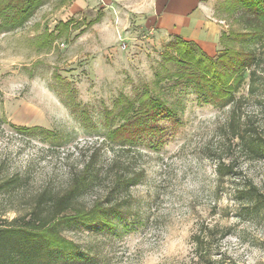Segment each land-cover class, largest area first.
<instances>
[{
	"label": "rangeland",
	"instance_id": "374dc122",
	"mask_svg": "<svg viewBox=\"0 0 264 264\" xmlns=\"http://www.w3.org/2000/svg\"><path fill=\"white\" fill-rule=\"evenodd\" d=\"M150 3L49 0L22 28L0 32V182H24L11 195L0 192V220L26 212L44 189L64 191L87 166L99 173L78 199L88 208L127 170L139 183L125 221L104 233L62 231L97 264H264V211L233 198L249 183L264 195V160L237 138L244 130L264 137V65L258 93L250 98L244 86L233 114L229 105L199 103L189 88L171 87L164 54L173 39L147 24ZM218 21L220 36L232 25ZM144 91L173 106L177 122L159 121L164 132L153 143L113 144L107 132L124 122L127 102L137 109ZM35 127L59 133L61 145L17 131ZM219 164L230 166L229 176L218 179Z\"/></svg>",
	"mask_w": 264,
	"mask_h": 264
},
{
	"label": "trees",
	"instance_id": "16d2710c",
	"mask_svg": "<svg viewBox=\"0 0 264 264\" xmlns=\"http://www.w3.org/2000/svg\"><path fill=\"white\" fill-rule=\"evenodd\" d=\"M48 1L0 0V32L10 33L22 28ZM216 17L231 21L232 25L219 36L222 49L208 56L197 46L174 38L168 44L170 52L164 54V61L173 68L167 73L171 87L189 88L198 102L205 105H229L233 114L244 99L237 96L242 88L246 87V96L254 98L262 85L259 69L264 65V0H222ZM65 25L62 24V28ZM135 102H129L132 107L127 102V107L121 111L127 115L124 122L107 132L113 144L135 146L144 139L153 143L164 132L158 126L159 121L177 122L175 108L167 106L158 96L152 97L144 91L137 97V109L133 107ZM230 128H234L233 124ZM17 131L43 138L41 140L50 146H59L63 140L59 133L39 127L17 128ZM237 138L251 158L264 160L263 136L244 130ZM229 172L228 165L219 164L216 168L218 179L229 176ZM98 178L99 173L89 170V166L84 167L80 175L71 178L64 191L44 189L35 196L26 212L0 220V264H97L91 250H84L68 240L62 231L73 228L102 233L113 231L116 222L127 219L125 213L132 203L129 192L139 183V174L127 170L115 173L110 195L88 208L82 206L78 199ZM21 183L24 182L18 176L4 178L0 192L11 195ZM113 194L117 197L124 194L126 198L117 203L111 199ZM233 198L254 210L264 211V195L251 183L234 190ZM195 247H202L198 238Z\"/></svg>",
	"mask_w": 264,
	"mask_h": 264
},
{
	"label": "crops",
	"instance_id": "0c3cea01",
	"mask_svg": "<svg viewBox=\"0 0 264 264\" xmlns=\"http://www.w3.org/2000/svg\"><path fill=\"white\" fill-rule=\"evenodd\" d=\"M218 0H151L147 24L165 38H179L208 56L219 50L220 21L215 16Z\"/></svg>",
	"mask_w": 264,
	"mask_h": 264
}]
</instances>
